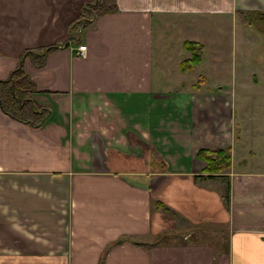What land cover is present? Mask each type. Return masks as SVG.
<instances>
[{"label":"crops","instance_id":"obj_1","mask_svg":"<svg viewBox=\"0 0 264 264\" xmlns=\"http://www.w3.org/2000/svg\"><path fill=\"white\" fill-rule=\"evenodd\" d=\"M88 1L0 0L1 79L24 50L56 46L40 66L30 57L21 63L34 83L31 100L48 112L40 125L0 110V264H264L262 145H250L247 157L238 152L247 129L235 110L215 95L200 107L190 102L182 121L155 116L157 130L143 116L148 97L166 100L174 90L166 60L164 78H152V50L168 41L163 35L153 46V32L167 28L163 16L234 20L264 12V0H115V13L81 28ZM128 131L149 143L168 134L162 153L150 146L147 158L164 161L165 171L131 166L132 157L143 159L130 153ZM201 148L229 149L230 167L208 177ZM211 227L214 241L196 240ZM163 234L167 244L147 245Z\"/></svg>","mask_w":264,"mask_h":264},{"label":"rangeland","instance_id":"obj_2","mask_svg":"<svg viewBox=\"0 0 264 264\" xmlns=\"http://www.w3.org/2000/svg\"><path fill=\"white\" fill-rule=\"evenodd\" d=\"M221 18L222 17L219 16H212V18L188 17L185 18L189 19L188 21H179L180 17L176 15L175 17H170V15L162 17V21L167 25V28L165 33H161V30L157 32V29L153 32V46L155 47V44L158 42L156 41L157 37L165 35L168 41L165 42L161 50L158 47L152 50V78L155 73L159 74V72H162L163 61L166 60L164 69L170 78L168 83H171L174 79V85H172V89L174 90H172L170 96L165 98L166 100L156 99V95L148 97L146 101L144 100L145 112L143 116L145 122L148 120L147 124L150 127V131L152 129L157 130V127H153L152 124L155 116L156 121L159 122L167 121V123H174L176 118L182 121L185 119L188 112H190V102L200 107L204 99H207V101L211 99L214 100L216 98L215 95H219L226 100L225 105L227 109L229 110V107H232L236 115L242 119L244 134L247 129L244 140L239 143L238 152L241 154L243 153L244 156L247 157L246 152L250 148V145L254 148L256 145L261 144L259 156L256 158L264 163L262 159L264 158V20L260 24L253 23L259 34L257 36L255 31L251 32V34L239 28V23H236V19L238 20L237 16H235V21L233 19H226L223 21ZM248 29L251 30L250 28ZM196 36L198 37L195 38ZM185 39H200L205 42L206 46L205 49H202L200 54L201 62L194 65L193 68L187 72L178 69L175 63L176 59L182 60L189 56V53L185 51L181 45L182 41ZM158 50L159 53H163L166 58L160 57L158 55ZM162 74L164 76V73L159 74V76H162ZM199 74H204L206 76L204 77L205 81L198 77ZM207 79L209 81H207ZM200 84V91L197 92L196 90L199 88ZM202 90L220 91L217 93L209 91L206 92L208 95H204ZM177 92L178 94H175ZM128 103L130 105H135L139 104L140 100L131 97ZM135 108L143 110L141 106H136ZM44 109L47 110L46 108ZM2 113L4 112L2 111ZM6 116L9 117L8 115ZM134 116H139V113H134ZM180 116L183 117L181 118ZM236 118H233V121L236 122ZM40 123L34 127H37ZM162 130L164 131V128H162ZM128 132L129 134L127 135L131 140L130 146L132 148L130 153L141 156L143 159L138 160L132 157L131 166L136 165V167H138L139 164L145 167L148 165V169L150 170L165 171L166 167L164 161H147V158L150 157L149 152L152 151L150 146L159 151L158 149L161 146L159 142L164 141L165 144V142L169 140L168 134H163L160 136V139H151L150 144L147 142L148 139L140 137L139 135L137 136L131 131ZM238 134L239 131L236 132L235 137H237ZM157 153L161 154L162 152L159 151ZM153 154L156 155V153ZM257 164L259 165L261 163ZM217 229V227H211L201 230L196 240L207 241L211 239L214 234L212 230ZM186 230L188 229H180V231ZM194 234H196V229L194 230ZM210 241H214L213 237Z\"/></svg>","mask_w":264,"mask_h":264},{"label":"trees","instance_id":"obj_3","mask_svg":"<svg viewBox=\"0 0 264 264\" xmlns=\"http://www.w3.org/2000/svg\"><path fill=\"white\" fill-rule=\"evenodd\" d=\"M118 10L115 0H89L80 9V16L83 18L79 27H86L91 20L104 14H112ZM238 20L248 26L251 30L257 31L254 24H260L264 20V12L248 13L237 12ZM85 18V19H84ZM79 24V23H78ZM182 48L189 53V56L179 61L178 68L187 72L200 62L202 45L193 40H183ZM56 48L54 45L45 46L39 50L26 49L22 52L17 65L10 71L9 75L0 78V109L12 119L21 123L35 126L39 124L47 115V110L37 106L30 98L29 94L35 89L34 83L29 76L24 73L21 63L24 57L36 60L37 66L44 61L45 54ZM201 79V78H200ZM196 156L204 162L203 171L208 177H213L226 172L230 167L229 149H198ZM170 236L165 234L160 238L147 244H167ZM176 242L181 243L182 236H175ZM192 240L194 238L192 237ZM195 241V240H194Z\"/></svg>","mask_w":264,"mask_h":264},{"label":"built area","instance_id":"obj_4","mask_svg":"<svg viewBox=\"0 0 264 264\" xmlns=\"http://www.w3.org/2000/svg\"><path fill=\"white\" fill-rule=\"evenodd\" d=\"M84 52H85V45L83 44H78L76 46V54L77 55H80V56H83L84 55Z\"/></svg>","mask_w":264,"mask_h":264}]
</instances>
